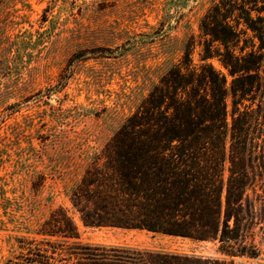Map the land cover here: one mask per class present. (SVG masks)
Returning a JSON list of instances; mask_svg holds the SVG:
<instances>
[{
	"label": "rangeland",
	"instance_id": "374dc122",
	"mask_svg": "<svg viewBox=\"0 0 264 264\" xmlns=\"http://www.w3.org/2000/svg\"><path fill=\"white\" fill-rule=\"evenodd\" d=\"M217 1L0 0V264H34L50 245L60 246L52 264H88L87 248L264 264L263 255L221 256L213 242L85 227L69 199L92 158L183 60L192 38L200 64V23ZM58 207L74 219L78 239L39 233Z\"/></svg>",
	"mask_w": 264,
	"mask_h": 264
},
{
	"label": "trees",
	"instance_id": "16d2710c",
	"mask_svg": "<svg viewBox=\"0 0 264 264\" xmlns=\"http://www.w3.org/2000/svg\"><path fill=\"white\" fill-rule=\"evenodd\" d=\"M200 32V64L192 59V38L183 60L92 158L69 199L85 227L213 242L221 256L258 258L264 256V0H219ZM39 233L79 238L63 207ZM50 247L30 262L52 264L60 246ZM86 251L88 264H233L197 254Z\"/></svg>",
	"mask_w": 264,
	"mask_h": 264
}]
</instances>
